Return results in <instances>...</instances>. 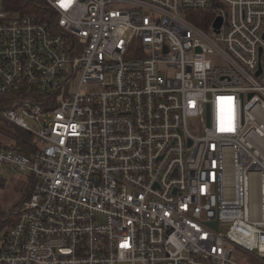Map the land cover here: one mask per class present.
I'll list each match as a JSON object with an SVG mask.
<instances>
[{"label":"built area","instance_id":"2783aa9c","mask_svg":"<svg viewBox=\"0 0 264 264\" xmlns=\"http://www.w3.org/2000/svg\"><path fill=\"white\" fill-rule=\"evenodd\" d=\"M43 1L0 2V117L36 138L0 145L31 180L0 264H264V0Z\"/></svg>","mask_w":264,"mask_h":264},{"label":"trees","instance_id":"16d2710c","mask_svg":"<svg viewBox=\"0 0 264 264\" xmlns=\"http://www.w3.org/2000/svg\"><path fill=\"white\" fill-rule=\"evenodd\" d=\"M12 2L13 3L11 4L13 5L10 6V8L18 10L20 14L34 12L44 18L50 16L54 19L55 17L52 10L43 0H13ZM203 15L204 16L201 18L193 20L200 26L208 27L209 24L212 23L214 16L209 12ZM10 102L11 97L0 95V110L5 108ZM0 138L2 139L0 140V145L7 148H12L21 153L31 154L36 150V138L31 132L4 120L2 117H0ZM3 142L5 144H2ZM30 183L31 180L29 179V182L26 186L27 193L25 197L19 201L17 205H15L14 208H12L6 215L4 213H0V229H3L6 227V225L12 224L17 219L18 208L20 207L23 200L29 195Z\"/></svg>","mask_w":264,"mask_h":264},{"label":"rangeland","instance_id":"374dc122","mask_svg":"<svg viewBox=\"0 0 264 264\" xmlns=\"http://www.w3.org/2000/svg\"><path fill=\"white\" fill-rule=\"evenodd\" d=\"M13 0H0L2 4V9L6 11L8 17H16L20 15V12L16 9L10 8L12 6ZM31 124H33L30 121ZM190 128L197 132L200 128V123L197 119H192L189 121ZM0 140H2L0 138ZM2 144H5L4 142ZM3 174V179L0 180V213L5 215L14 208L19 201H21L27 191L26 186L29 182V172L28 171H16L13 168L3 167L1 170ZM229 173V172H228ZM229 178H232V174L229 173ZM253 201L255 203L259 202V184L256 183L253 185ZM4 215V216H5ZM3 216V218H4ZM228 229V224L221 225V231L225 233ZM248 260V259H247ZM246 260V261H247ZM250 260V259H249ZM237 261L243 262L242 258H239ZM129 264V263H124Z\"/></svg>","mask_w":264,"mask_h":264},{"label":"water","instance_id":"95a60500","mask_svg":"<svg viewBox=\"0 0 264 264\" xmlns=\"http://www.w3.org/2000/svg\"><path fill=\"white\" fill-rule=\"evenodd\" d=\"M221 24H222V19H221V18H218V19H216V21H215V23H214V26H215L216 28H220ZM208 115H209V111H208ZM211 225H212L214 228L217 229L218 226H219V223H218V221H215V222H212Z\"/></svg>","mask_w":264,"mask_h":264},{"label":"snow or ice","instance_id":"6c2138e0","mask_svg":"<svg viewBox=\"0 0 264 264\" xmlns=\"http://www.w3.org/2000/svg\"><path fill=\"white\" fill-rule=\"evenodd\" d=\"M231 128L222 129V131H231Z\"/></svg>","mask_w":264,"mask_h":264}]
</instances>
